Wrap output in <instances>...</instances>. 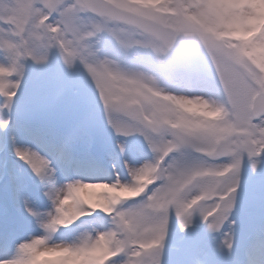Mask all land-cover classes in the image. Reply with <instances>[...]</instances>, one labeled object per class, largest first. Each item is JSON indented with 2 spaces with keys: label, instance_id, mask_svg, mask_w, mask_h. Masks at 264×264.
Returning a JSON list of instances; mask_svg holds the SVG:
<instances>
[{
  "label": "clouds",
  "instance_id": "obj_1",
  "mask_svg": "<svg viewBox=\"0 0 264 264\" xmlns=\"http://www.w3.org/2000/svg\"><path fill=\"white\" fill-rule=\"evenodd\" d=\"M54 62L88 86L112 162L61 182L59 157L15 153L49 207L20 198L34 227L0 264H166L173 218L233 254L245 165L264 170V0H0V129Z\"/></svg>",
  "mask_w": 264,
  "mask_h": 264
},
{
  "label": "rangeland",
  "instance_id": "obj_2",
  "mask_svg": "<svg viewBox=\"0 0 264 264\" xmlns=\"http://www.w3.org/2000/svg\"><path fill=\"white\" fill-rule=\"evenodd\" d=\"M2 102L0 98V103ZM93 105V95L82 77L77 73L63 71L54 62L48 68H30L29 78L18 94L10 115L19 128L26 129L25 132L40 130L44 132V136L53 137L59 144H64L70 136H74L70 149L96 153L100 161H92V166L97 165L100 168L103 164L110 167L111 139L104 124L93 116ZM96 154H93V160L96 159ZM3 159L4 156L0 154V173L6 170ZM21 162L23 171H10L13 174L21 172L33 177L38 190L36 194L28 190L26 183L20 179L17 186L23 192L16 193L7 175L5 179H0V228L6 227L9 231V227L13 228L11 232H0V237L4 234L6 239H9L8 236L17 227H34L23 213L20 199L22 196H30L41 210L48 208L41 195L39 182L31 169ZM82 165L90 163L82 158L76 167L81 168ZM24 189L27 191L25 194ZM13 211H19L21 217L16 218L12 215ZM4 217H9V220H2ZM233 218L237 221V244L231 255L218 249L220 237L208 233L199 221L188 234H184L180 232L178 222L173 218L166 264H264V260L256 259L257 255H264V170L259 174H252L247 164L245 165L238 208Z\"/></svg>",
  "mask_w": 264,
  "mask_h": 264
},
{
  "label": "bare ground",
  "instance_id": "obj_3",
  "mask_svg": "<svg viewBox=\"0 0 264 264\" xmlns=\"http://www.w3.org/2000/svg\"><path fill=\"white\" fill-rule=\"evenodd\" d=\"M25 131L26 129L19 128V126L16 125L13 121L6 131L3 129H0V154L4 156L3 161L6 165V170H4L3 173H0V179H5V176L7 175L10 178V182L16 189V193H22V191H20L19 187L17 186V183L20 179L23 180L25 176L20 175L19 172H15L13 174L10 171L11 169L17 170L18 167L20 168V165L13 164L11 160L13 157L18 159L15 154L16 153L15 149L19 147L22 149L27 148V149H32L38 152L39 151L43 152L47 148L46 145H42L43 144L42 142H41L42 144H39L38 131H31V130H29L28 132H25ZM36 147H39V150H37ZM87 154H90V152L87 151ZM93 154H96V153H93ZM59 156H60V153L56 154V157H59ZM96 157H99V155L96 154ZM68 161H70V159ZM98 161H100V159H98ZM63 164L64 163L61 162V165L63 167L62 171L66 170L69 166V165L64 166ZM0 251H10V249L4 246V248L0 249ZM257 256L258 257L256 259L258 261L264 260V255L259 254Z\"/></svg>",
  "mask_w": 264,
  "mask_h": 264
},
{
  "label": "snow or ice",
  "instance_id": "obj_4",
  "mask_svg": "<svg viewBox=\"0 0 264 264\" xmlns=\"http://www.w3.org/2000/svg\"><path fill=\"white\" fill-rule=\"evenodd\" d=\"M69 55H71V53H69ZM7 87H8L7 84L0 85V88H7ZM10 106L11 105H6V107H10ZM29 150L30 149H27V148L22 149V148L18 147L15 149V152L18 153L19 155H27V154H29Z\"/></svg>",
  "mask_w": 264,
  "mask_h": 264
}]
</instances>
